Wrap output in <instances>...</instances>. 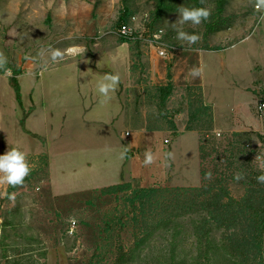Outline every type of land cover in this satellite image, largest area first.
<instances>
[{
	"label": "rangeland",
	"instance_id": "rangeland-1",
	"mask_svg": "<svg viewBox=\"0 0 264 264\" xmlns=\"http://www.w3.org/2000/svg\"><path fill=\"white\" fill-rule=\"evenodd\" d=\"M163 1L0 0V53L12 73L9 77L0 69V154L18 145L33 166L22 185L0 181V264L46 259V264H115L117 244L133 245L136 227L108 225V215H123V201L100 191L120 182L108 180V145L128 143L125 132L161 131L166 152L171 149L181 159L179 173L189 178L197 173V139L190 132L177 139L176 130L196 131L205 147V181H222L237 198L255 174L264 172V115L258 112L264 99V12L256 8L259 0H224L220 13L219 0ZM182 7L211 9L200 25L183 26L201 36L191 47L176 39L173 27L179 26ZM126 9L141 37L121 43L119 20ZM213 20L220 21L221 30L208 31L206 23ZM160 29L171 51L166 58L148 42ZM50 49L61 50L63 59L53 62ZM77 49L86 51L71 54ZM200 66L202 75L192 78L190 70ZM16 71L23 106L12 86ZM117 73L120 83L104 100L97 83ZM169 81L174 89L162 103L158 88ZM92 93L99 97L94 106ZM42 97L44 112L33 117ZM29 115L27 127L44 140L22 129L20 122ZM46 140L58 151L52 160L56 191ZM139 150L145 155L146 148ZM161 180L139 184L172 186ZM98 184L103 186L87 188ZM9 187L12 192L1 197ZM69 217L77 221L72 232ZM157 248L159 243L152 247L154 255L126 264H164L155 258ZM23 249L31 251L19 253Z\"/></svg>",
	"mask_w": 264,
	"mask_h": 264
},
{
	"label": "trees",
	"instance_id": "trees-1",
	"mask_svg": "<svg viewBox=\"0 0 264 264\" xmlns=\"http://www.w3.org/2000/svg\"><path fill=\"white\" fill-rule=\"evenodd\" d=\"M223 1L219 0V13ZM129 15L126 9L119 26L129 22ZM219 22H207L208 31L221 30ZM124 42L130 40L121 38V43ZM15 74L12 86L17 102L23 106L21 85L16 77L19 71ZM173 89L172 81L158 88L162 103ZM25 120L20 122L22 129L32 134ZM204 150L200 144L201 159ZM262 173L258 172L246 183L245 194L239 198L222 181L206 182L203 169L200 186L134 187L131 182H122L101 188L102 194L121 198L124 204L123 215H108V225L124 228L132 224L138 230L131 247L123 242L117 244L115 264H126L136 256L147 259L154 255L152 247L158 243L155 258L164 264H264V184L256 180ZM11 189L8 188L7 195ZM30 251L23 249L19 253Z\"/></svg>",
	"mask_w": 264,
	"mask_h": 264
},
{
	"label": "crops",
	"instance_id": "crops-1",
	"mask_svg": "<svg viewBox=\"0 0 264 264\" xmlns=\"http://www.w3.org/2000/svg\"><path fill=\"white\" fill-rule=\"evenodd\" d=\"M100 69L102 68L100 67ZM93 93H92V96L94 97L93 98L94 103L91 106H94V104H96V102L99 99V97L97 95H93ZM42 99H41L40 110H38L39 108L34 109V114L32 113L33 117L35 115L40 116L41 114H43L46 105L44 102V97H42ZM29 117L30 115L28 116V118H26L25 124L29 122ZM26 128L32 134L24 131L25 133L32 135V137L34 136L40 140L41 139L44 140L45 137L37 134L36 132L34 133L27 127V125H26ZM176 131H178V134H176L177 139L179 137H182V135L188 134L189 132H190L189 133L190 135L196 136V139H197V147H196L197 148L196 150L197 173L195 172L192 173L189 176V178H184L183 176H181V173L179 172H182V161L181 159L175 158L173 156V150L169 149V151L166 152L165 142L162 141L161 139V133H160L161 131L153 130V131L140 132L137 130L136 136H133V133L131 136V133L128 132L129 134H127V132H125V136L129 137L128 143L125 142L124 139H122L123 140L122 142H119V141L116 142L117 147H114V146L110 147L108 145V180L111 179L112 177H115V179L120 182L108 183L107 186L122 183V182H131L134 187H136L135 184H137L138 187H145L139 183L148 182V183H151L150 185H155L154 181H156L157 178L162 179L161 180L162 182L168 183L172 186H198L202 180L199 134L194 130H187V131L185 130L183 132H179V130H176ZM46 142L49 145L47 155H48V163L51 169V176H52V182H53L52 184H53V189H54L56 179H54L53 174H52V166H53L52 160L53 158H55V154H58V151L57 149L51 148L50 144L48 143V140H46ZM153 143L156 145L155 148H154ZM141 148H144V149L146 148L145 152L150 151L152 153L153 155L152 164L144 165L143 161L145 159V155L143 152H140L139 149ZM138 150L140 152L139 154H138ZM139 159H140V163L138 162ZM89 162L90 161H87V164ZM169 171H171V175L169 174ZM177 173H179L180 175H177ZM97 186H103V185L98 184V185L91 186V187L89 186L87 188H94ZM87 188H83V189H87ZM77 190H82V189H77ZM77 190H74V191H77ZM7 191H8V188L6 189V192L4 193V195H2L1 197L4 198L5 196H7ZM57 192H60V191H57ZM70 192H73V191H70ZM57 249L59 251L62 248L58 247ZM62 252L63 251H60L61 256H62ZM48 255L49 253L47 254V256ZM46 263H47V259H46L45 264ZM60 264H65L64 260L60 262Z\"/></svg>",
	"mask_w": 264,
	"mask_h": 264
},
{
	"label": "clouds",
	"instance_id": "clouds-1",
	"mask_svg": "<svg viewBox=\"0 0 264 264\" xmlns=\"http://www.w3.org/2000/svg\"><path fill=\"white\" fill-rule=\"evenodd\" d=\"M257 8H264V0H259ZM179 13V26L174 25L176 31V39L184 41L188 47L196 44L201 36L196 32H187L183 29L186 24L200 25L203 21H206L211 15V9L207 7H182L177 10ZM159 38V37H157ZM51 60L56 62L57 60H62L64 53L61 50L50 49ZM81 51L86 50H74L71 54L78 55ZM164 55L163 52L160 53ZM7 58L0 53V69H3L5 73L10 77L12 75L11 71L5 66L7 65ZM203 67H193L189 75L192 78H197L202 75ZM120 83L119 74H106L97 83V91L104 98V100H110V93L114 92ZM144 165H150L153 163V155L150 151H146L145 159L143 161ZM33 166L28 159V154L21 149L20 146L15 145L8 148L3 154H0V181L8 184L9 186L16 187L22 185L25 178L31 174ZM211 177V173L208 174ZM242 175H236L235 179H242ZM256 180L259 184H264V173L258 175ZM9 199H14L13 196H9ZM67 222L74 228L77 224L75 217H69Z\"/></svg>",
	"mask_w": 264,
	"mask_h": 264
},
{
	"label": "built area",
	"instance_id": "built-area-1",
	"mask_svg": "<svg viewBox=\"0 0 264 264\" xmlns=\"http://www.w3.org/2000/svg\"><path fill=\"white\" fill-rule=\"evenodd\" d=\"M256 8H257V5H256ZM258 10H261L264 12V8H259ZM118 32L122 38H125V39L130 40V41L137 40L141 37V33L133 25H131L130 22L123 23L122 25H120L118 28ZM162 33H163L162 29L154 32L150 36V38L148 39V42L152 47L158 48V54L161 57L166 58V57H168L169 52H171V51H170L168 45L164 42V40L162 38ZM0 35H1V31H0ZM157 37H159V38H157ZM173 49H175V48H173ZM161 52H163L164 55H161L160 54ZM258 112L260 114L264 115V99H261L258 103ZM127 134H129V133L127 132ZM76 226H77V224L75 225L74 228L72 226L70 227L71 232L76 228Z\"/></svg>",
	"mask_w": 264,
	"mask_h": 264
}]
</instances>
